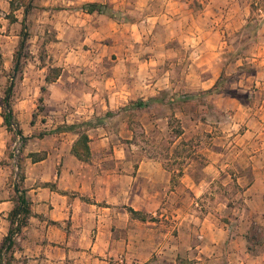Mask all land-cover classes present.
Masks as SVG:
<instances>
[{
  "label": "rangeland",
  "instance_id": "obj_1",
  "mask_svg": "<svg viewBox=\"0 0 264 264\" xmlns=\"http://www.w3.org/2000/svg\"><path fill=\"white\" fill-rule=\"evenodd\" d=\"M10 1L0 0V115L10 101L27 133L26 140L13 133L8 141L13 181L23 176L27 143L64 124L86 122H67L79 114L77 100L89 98L85 85L103 86L107 96L119 85V107H97L88 126L74 132H108L103 147L110 164L160 162L174 177L166 201L140 204L153 219L134 218L139 224L132 225L121 214L126 225L120 224V239L135 244L103 258L110 264L263 262L264 245L249 252L245 235L255 225L256 240L264 236V168L248 167L252 150L264 146V0H191L176 16L225 23L202 28L204 43L186 41L196 27L173 25L164 4L141 5L137 12L126 1L120 34L112 35L115 26L108 24V37L92 42L79 26L91 22L83 13L86 0H34L19 71L15 54L25 13L21 8L16 21L8 18ZM69 14L79 18L78 25ZM217 82L219 92L209 93ZM141 99L149 105H133ZM96 152L94 158L106 156ZM255 158L264 162V154ZM127 207L120 204L121 212Z\"/></svg>",
  "mask_w": 264,
  "mask_h": 264
},
{
  "label": "crops",
  "instance_id": "obj_2",
  "mask_svg": "<svg viewBox=\"0 0 264 264\" xmlns=\"http://www.w3.org/2000/svg\"><path fill=\"white\" fill-rule=\"evenodd\" d=\"M126 1H132L135 10L136 8L140 10L141 5L164 4L166 16L171 15L170 19H175L173 25L196 27V31L192 29L190 34L185 36L186 41L204 43L207 40L203 29L211 25L209 20L203 18L195 21L194 18L183 19L179 18V15L176 16L180 11L185 12L184 6L190 4L191 0H86L109 4L119 17L121 11H124L123 5ZM83 11L91 22H84L85 24L79 26L89 41L98 42L108 37L109 33L106 32L108 24L115 26L112 35L120 34V26L124 24L120 23V20L104 13H88L84 9ZM69 19L70 21L74 19L73 23L78 25V17L70 15ZM157 20L155 19V22ZM215 23L218 26L225 24L214 19L212 28L215 27ZM85 87L90 92L89 98L77 100L79 114H73L67 122L83 120L90 122L88 120L94 117L93 114L99 113L98 109L96 112L97 107H104L106 110L119 107V85L110 88L108 96L103 86H96L95 89L90 85ZM20 127L26 136L23 126ZM94 130L97 132L100 129L91 127L87 130L92 152L89 161L80 160L73 153V144L79 136L74 131L72 133L62 131L42 139L36 138L30 145L26 144L22 162L23 188L31 201L33 214L21 233L15 234L17 244L13 264H110L103 256L114 257L122 246L124 248L135 244L134 241L132 244L131 240L120 239V224L124 223L123 227L128 222L132 225L139 224L134 218L130 221L129 212L126 210L125 213L121 212L120 204L146 211L140 204L160 201L162 203L163 200H167L166 196L168 197L173 183V169L160 162L141 161L135 165L120 166V162L116 161L110 164L108 150L106 146L103 147L108 139V132L96 135L92 134ZM12 135L13 132L8 131L0 115V161H4L3 164L0 163V247L11 228L9 215L15 208L20 194L13 181L11 158L7 154L8 141ZM96 138L98 141H94ZM95 142L97 147L94 146ZM96 151L100 153L104 151L106 156L94 158ZM252 153L255 154L251 156L249 169L264 168V162L255 158L264 154V146L252 150ZM208 167L206 166V169ZM185 176L186 174L180 175L181 183H185ZM262 178H257L252 185L257 184ZM121 214L128 217L126 223L120 222ZM131 233L134 235V232L129 231L125 234ZM239 264H264V261L241 260Z\"/></svg>",
  "mask_w": 264,
  "mask_h": 264
},
{
  "label": "trees",
  "instance_id": "obj_3",
  "mask_svg": "<svg viewBox=\"0 0 264 264\" xmlns=\"http://www.w3.org/2000/svg\"><path fill=\"white\" fill-rule=\"evenodd\" d=\"M21 8H24L25 17L23 20V29L21 34V40L19 44V49L17 50L15 54V69L17 71L20 70L21 65V59L24 56L23 52L26 48L27 40H28V34L25 32L26 28V21L28 19V16L30 12L34 8V0H11L10 1V10L11 12L7 14V17L10 18L12 21H16L18 18L15 15V12ZM83 8L88 13H104L108 16L120 20L121 17L117 16V13L115 10L107 3H99V2H87L83 4ZM121 16V15H120ZM23 51V52H22ZM3 66V54L0 50V70H2ZM60 73H57L55 78H48V81L53 82L59 77ZM209 93L219 92L218 90V82L215 83L209 90ZM152 97L150 100H153ZM134 103V102H133ZM133 105L137 107H146L149 105V102L145 100H138ZM1 116L4 119V124L6 125L8 131L13 132L19 136H21L24 140L27 139L26 136L23 134V130L20 127V124L18 120L14 116V111L11 105V102L8 101L5 103V110L2 112ZM88 126V122H78L73 124H64V126H61L54 130L52 132H62V131H77L79 127ZM79 134L78 138L73 144L72 151L73 153L83 161H89L92 152L90 147V137L86 131L83 132H77ZM182 132H179L181 134ZM170 169V168H169ZM182 174V172H181ZM16 189L20 193L17 197V203L15 208L11 211L9 217L11 221V228L9 230L8 235L4 238V241L0 247V261H5L6 264H11L14 261V250L15 246L17 244L15 234H20L22 231V228L28 223L31 215L33 214L31 201L26 195V190L23 188V176L20 178V180L16 183ZM128 212L130 213L132 218L139 219L142 221H147L149 219H153V216L150 214H145L140 210H136L132 207H127ZM253 228H255V225L251 227L247 233H246V239H247V249L251 253L256 252V247L259 244L264 245V236L262 239L256 240V237H259L258 232L253 231ZM5 253H7L8 257H4ZM150 260L143 262L142 264H150Z\"/></svg>",
  "mask_w": 264,
  "mask_h": 264
},
{
  "label": "water",
  "instance_id": "obj_4",
  "mask_svg": "<svg viewBox=\"0 0 264 264\" xmlns=\"http://www.w3.org/2000/svg\"><path fill=\"white\" fill-rule=\"evenodd\" d=\"M12 87H13V83H11V85H10V92H11V90H12Z\"/></svg>",
  "mask_w": 264,
  "mask_h": 264
},
{
  "label": "built area",
  "instance_id": "obj_5",
  "mask_svg": "<svg viewBox=\"0 0 264 264\" xmlns=\"http://www.w3.org/2000/svg\"><path fill=\"white\" fill-rule=\"evenodd\" d=\"M17 151H19V149H17Z\"/></svg>",
  "mask_w": 264,
  "mask_h": 264
}]
</instances>
